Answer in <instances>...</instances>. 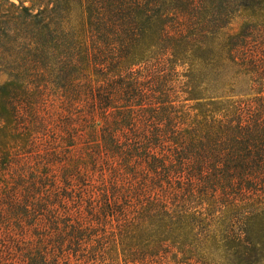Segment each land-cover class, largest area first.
<instances>
[{
  "label": "trees",
  "instance_id": "1",
  "mask_svg": "<svg viewBox=\"0 0 264 264\" xmlns=\"http://www.w3.org/2000/svg\"><path fill=\"white\" fill-rule=\"evenodd\" d=\"M13 7L0 264H264V0Z\"/></svg>",
  "mask_w": 264,
  "mask_h": 264
},
{
  "label": "rangeland",
  "instance_id": "2",
  "mask_svg": "<svg viewBox=\"0 0 264 264\" xmlns=\"http://www.w3.org/2000/svg\"><path fill=\"white\" fill-rule=\"evenodd\" d=\"M22 1H24V0H22ZM13 4H15L17 6L20 5V0H0V18L7 19V18H10L13 15V13L18 12V10H16L13 7ZM25 6H27L29 8L34 7V5L31 2H26ZM242 25H243L242 19L235 20L229 28V33L230 34L238 33L240 31ZM7 79H8V77H6V76L1 77L0 78V85H1V83H3ZM239 89H243V91L248 90V88H246V86L244 84L239 85ZM169 264H178V262H175V260L170 258Z\"/></svg>",
  "mask_w": 264,
  "mask_h": 264
}]
</instances>
